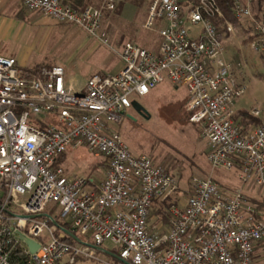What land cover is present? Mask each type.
<instances>
[{
  "label": "built area",
  "instance_id": "obj_1",
  "mask_svg": "<svg viewBox=\"0 0 264 264\" xmlns=\"http://www.w3.org/2000/svg\"><path fill=\"white\" fill-rule=\"evenodd\" d=\"M18 1L106 42L99 8ZM113 6L114 0L104 3ZM231 12L251 20L247 47L264 55V1L255 17L241 0H232ZM221 18L216 0H148L142 27L155 30L154 50L124 42L120 68L92 73L78 89L65 82L60 65L24 70L0 56V264H58L68 252L94 256L81 241L53 235L47 222L54 220L88 234L96 246L111 242L114 264H250L253 245L264 238V211L243 191L201 177H190V193L176 203L173 176L149 157L132 155L112 128L131 105L129 96L145 95L164 74L185 87L184 113L206 141L209 167L237 169L239 184L253 185L264 198V107L235 106L245 88L224 55ZM223 23L232 34V24ZM79 146L106 163L97 183L67 175L57 163L67 147ZM161 200H170L166 228L148 219L151 204ZM48 203L53 215L44 211ZM15 229L39 243L33 254Z\"/></svg>",
  "mask_w": 264,
  "mask_h": 264
},
{
  "label": "rangeland",
  "instance_id": "obj_2",
  "mask_svg": "<svg viewBox=\"0 0 264 264\" xmlns=\"http://www.w3.org/2000/svg\"><path fill=\"white\" fill-rule=\"evenodd\" d=\"M105 2L106 0L87 2V5L101 10V26L106 32L105 43L88 36L75 25L57 22L13 3L11 10L5 11L1 20L0 56L11 57L16 66L24 70L36 65H60L65 79L70 80L74 86H79L92 73H113L118 70L121 63L117 53L124 42L154 50L158 42L155 30L142 27L148 0H114V6L110 10L104 9ZM227 54L228 51H225V55ZM235 58L239 61V66L232 67L234 77L245 88L244 93L234 99L235 105L244 108L263 106L264 55L253 53L244 45L235 53ZM129 101L143 108L144 114L140 115L130 105L112 128L132 155L149 157L154 164L163 167L173 176L177 189L172 195L176 203L181 204L190 193V177L210 178L225 190L239 189L252 200H259L255 189H245L239 184L237 169H211L207 164L206 141L200 136L199 126L188 121L184 113L187 93L183 85L172 84L162 74L161 82L148 93L142 96L130 95ZM59 157L61 166L69 172L65 174L92 179L94 183L100 180V169L92 166L94 157L100 156L88 152L85 147H67ZM50 206L51 203H48L44 211L53 215L55 208L50 211ZM49 229L53 231L54 226ZM74 236L94 256L83 257L68 252L57 261L58 264L117 262L115 257L102 251L113 252L111 242L103 241L97 246L100 248L98 249L88 234L74 231ZM42 238L45 242L44 235ZM70 257L72 261H69Z\"/></svg>",
  "mask_w": 264,
  "mask_h": 264
},
{
  "label": "crops",
  "instance_id": "obj_3",
  "mask_svg": "<svg viewBox=\"0 0 264 264\" xmlns=\"http://www.w3.org/2000/svg\"><path fill=\"white\" fill-rule=\"evenodd\" d=\"M242 1V0H241ZM17 3V4H20L18 0H0V26H1V20L4 18V13L5 11H10V6L13 4V3ZM244 2V0L242 1ZM246 4L245 5H248L250 7V10L252 12V14H254L255 10L256 9H259L257 8L256 6H254V2L250 1V0H246L245 2ZM254 17H255V14H254ZM250 23H251V20L248 19V18H243L241 20H239L238 22V25L237 26H233V32L232 34L228 35L226 34L224 31L221 32V37H222V43L224 45L223 49H224V55H225V51H228V54L225 55V57L230 60L234 66H239V61L235 58V53H237L238 51H240V47L241 46H244L246 45L247 46V39L249 38V31L251 30V27H250ZM248 48V47H247ZM250 51V50H249ZM229 55V56H228ZM65 79V77H64ZM85 78L83 79V82H84ZM65 82L68 83L73 89H78L82 86L81 85H77V86H74L72 83H70V80H67L65 79ZM236 108L238 109H246V107H242V106H239L238 105H235ZM258 107H264L263 106H258ZM249 122V121H248ZM244 123V126L245 127H248L250 122L247 123V122H243ZM206 152V151H205ZM62 158V157H61ZM95 158V161L92 163V166L97 169H100V173H99V179L102 178L103 176V173H104V170L106 168V163L104 161V159L100 156L99 158ZM97 160V162H96ZM57 163H59L61 165V159L60 157L57 159ZM63 170H64V173H68L66 168L62 167ZM219 185V184H218ZM245 187V189L247 188H253L255 189V191L257 192L258 194V199H264V198H261L262 196L259 194V192L256 190V188L253 186V185H246V186H243ZM255 192V193H256ZM246 194V193H245ZM248 197V196H247ZM249 200H251L250 197H248ZM155 218V217H154ZM152 218V219H154ZM152 221V220H151ZM161 223L163 224L162 227L164 226V228H166L167 224L163 222L162 219L158 218L154 221V223ZM250 264H264V238L257 241L254 245H253V248H252V257H251V262Z\"/></svg>",
  "mask_w": 264,
  "mask_h": 264
},
{
  "label": "trees",
  "instance_id": "obj_4",
  "mask_svg": "<svg viewBox=\"0 0 264 264\" xmlns=\"http://www.w3.org/2000/svg\"><path fill=\"white\" fill-rule=\"evenodd\" d=\"M250 1L254 2V6L259 8L262 5V2L264 0H250ZM62 2L64 4L71 6L72 8L80 9V8L87 5L88 0H62ZM216 2H217L218 6L222 12V18L217 21V26H218L219 31L220 32L224 31V23H223L224 20L230 22L233 26H237L239 20L235 19L232 15V12H231L232 0H216ZM245 2H246V0H244V2H242V3L246 4ZM251 24H252V22L250 23V27H251ZM38 66H41V65H36L33 68L38 67ZM250 201L252 203H254V205L258 211H264V199H260L258 201L251 199ZM169 204H170V200L154 201L151 204L150 210L148 212V219L152 218V217H155V219L160 218L163 220L164 223L167 224L168 223V214H167L166 210H167ZM47 226L48 227L54 226V230L52 231V233H53V235H55L57 237L60 236L59 238L61 240L66 241L67 243H70V244L76 242L74 239V237H75L74 236V230L71 229V227L68 226L67 223L62 222V221H58V220H54V221H48ZM62 230L68 231L69 233L72 234V236L65 234Z\"/></svg>",
  "mask_w": 264,
  "mask_h": 264
},
{
  "label": "water",
  "instance_id": "obj_5",
  "mask_svg": "<svg viewBox=\"0 0 264 264\" xmlns=\"http://www.w3.org/2000/svg\"><path fill=\"white\" fill-rule=\"evenodd\" d=\"M131 106L135 109L138 110L142 115L144 114V109L141 108L138 104H136L135 102H131ZM65 234L72 236L71 233H69L66 230H62ZM13 233L16 235V237L26 246L28 253L33 254L38 248H39V243H37L36 241L32 240L31 238L27 237L26 235H24L22 232H20L19 230L15 229L13 230ZM76 242H80V240H78L77 238H75ZM96 248H98L96 246ZM100 249V248H98ZM105 254H107L108 256H112L115 257L114 254L108 252V251H104L102 250Z\"/></svg>",
  "mask_w": 264,
  "mask_h": 264
},
{
  "label": "flooded vegetation",
  "instance_id": "obj_6",
  "mask_svg": "<svg viewBox=\"0 0 264 264\" xmlns=\"http://www.w3.org/2000/svg\"><path fill=\"white\" fill-rule=\"evenodd\" d=\"M137 113H139L140 115H142L138 110H135Z\"/></svg>",
  "mask_w": 264,
  "mask_h": 264
}]
</instances>
